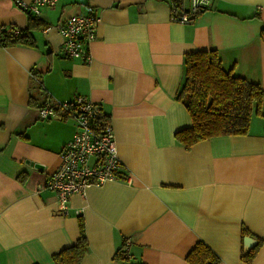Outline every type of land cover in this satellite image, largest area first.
I'll return each instance as SVG.
<instances>
[{
    "label": "crops",
    "instance_id": "obj_1",
    "mask_svg": "<svg viewBox=\"0 0 264 264\" xmlns=\"http://www.w3.org/2000/svg\"><path fill=\"white\" fill-rule=\"evenodd\" d=\"M171 1L57 0L35 16L0 0V27L28 28L32 42L0 45V264H49L79 236V215L89 245L80 264H122L113 254L125 238L143 264H190L197 240L217 264H264V117L253 115L246 134L187 149L174 138L191 125L175 98L185 52L214 49L225 70L264 89V0H209L185 24L171 20ZM91 11L99 22L90 62L61 57L57 25ZM76 95L100 102L131 183L90 186L60 211L39 186L76 123L40 119L38 109Z\"/></svg>",
    "mask_w": 264,
    "mask_h": 264
},
{
    "label": "built area",
    "instance_id": "obj_2",
    "mask_svg": "<svg viewBox=\"0 0 264 264\" xmlns=\"http://www.w3.org/2000/svg\"><path fill=\"white\" fill-rule=\"evenodd\" d=\"M23 11L39 15L46 7H52L57 0H13ZM209 0H190L186 7L182 0H172L169 4L172 21L182 24L193 21L194 14ZM99 15L95 11L87 14L72 13L57 25L61 35L59 54L65 58H81L90 62L89 43L96 37ZM66 114L76 123V131L59 152V163L39 188L52 190L60 211L66 209L71 196H84L90 186H100L107 181L123 178L131 183V175L122 176V167L117 155L116 142L109 120L103 123L100 102L82 95L71 99L48 100L39 107L40 119H61ZM129 238L124 239L126 256L130 253Z\"/></svg>",
    "mask_w": 264,
    "mask_h": 264
},
{
    "label": "trees",
    "instance_id": "obj_3",
    "mask_svg": "<svg viewBox=\"0 0 264 264\" xmlns=\"http://www.w3.org/2000/svg\"><path fill=\"white\" fill-rule=\"evenodd\" d=\"M33 19L29 18V27L35 24ZM259 36L264 41V28L260 30ZM5 40L32 43L28 28L19 30L13 26L0 27V45L6 44ZM182 64L183 75L175 98L187 109L191 125L177 130L174 138L186 149L212 136L246 134L253 115L264 117V112L261 111L264 89L258 82L234 76L231 71L225 70L216 50L185 52ZM106 120L108 119L103 116V123ZM77 223L79 236L75 242L52 253L49 264H80L89 245L81 215L78 216ZM256 249L257 246L246 252L243 259L251 261ZM113 259L122 264H143L133 261L131 255L129 258L126 256L124 241L115 250ZM185 259L190 264H217L219 261L217 254L202 240L195 242Z\"/></svg>",
    "mask_w": 264,
    "mask_h": 264
}]
</instances>
